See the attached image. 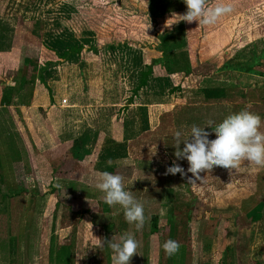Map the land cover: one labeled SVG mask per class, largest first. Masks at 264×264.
Returning a JSON list of instances; mask_svg holds the SVG:
<instances>
[{
    "label": "rangeland",
    "instance_id": "rangeland-1",
    "mask_svg": "<svg viewBox=\"0 0 264 264\" xmlns=\"http://www.w3.org/2000/svg\"><path fill=\"white\" fill-rule=\"evenodd\" d=\"M229 1L232 11L222 18L235 16L243 32L252 34L249 41L256 40L247 44L244 38L230 63L237 69L226 73L229 84L235 79L239 86L224 106L255 111L264 131V0ZM169 6L170 0H0V95L12 89L7 110L28 155L25 161L18 139L6 137L11 129L3 131L7 118L0 108V196L18 193L2 204L0 197V214L9 224V264H112L114 253L103 241L118 242L124 234L138 241L130 264H264V217L234 209L255 191L264 195L261 167L245 160L232 171L216 166L201 173L207 179L198 181L200 187L188 184L192 174L186 170L185 177L165 174V147L176 130L163 118L152 129L157 113L171 110V96L185 107L203 102L188 88L170 92L187 75L177 69L136 91L150 65L154 70L168 64L158 47L180 31V17L165 11ZM249 92L257 95L255 105H248ZM140 144L148 149L146 161L162 166L150 172L138 168L132 152L122 156L123 147L137 151ZM107 151L113 152L103 158ZM104 159L115 163L111 169ZM93 166L123 177L125 190L144 208L140 230L126 221L121 206L104 202L99 180L85 182ZM233 171L241 177H230ZM74 192L80 200L72 198ZM69 234L77 237L70 248L63 246L70 244ZM168 239L180 244L172 256L163 249Z\"/></svg>",
    "mask_w": 264,
    "mask_h": 264
},
{
    "label": "crops",
    "instance_id": "crops-1",
    "mask_svg": "<svg viewBox=\"0 0 264 264\" xmlns=\"http://www.w3.org/2000/svg\"><path fill=\"white\" fill-rule=\"evenodd\" d=\"M218 4H225V5L230 4L232 8L234 5L232 1L226 3L225 0H207V5L210 7H215ZM167 10H170L171 12L176 13L177 15H183L186 12V5L183 3V0H170V6L166 8L165 11ZM222 17L223 15L219 17L217 22L213 25L198 24L197 21H193L191 23L185 21H179L180 23L177 24L179 26L178 30H180L179 33L175 35L174 33H172L171 35H169L170 37L167 36L162 40L161 51L163 54L168 55L167 56L168 64L167 65L156 64L158 65L157 67L159 68L158 69L154 68V70H151L150 73L151 76H149L148 79L155 80L157 82L160 79L167 80V77L163 72L164 71L172 72V70L174 69H177V71L179 70L180 71L179 73L185 72L187 73L186 75L187 77L184 76L183 79L184 82L182 81V86L180 85L179 87L180 83L172 84L170 92L175 94L174 93L175 90L179 91L181 89L188 88L189 90L188 94H192L191 96H194L195 98H199L200 100H203V102H200V104H202L200 106L185 107L184 105L178 104L179 99L171 96L172 103H170L169 105L171 107L170 108L171 110L165 111L163 113L161 112L157 113L158 114L157 119H159V122L156 121L152 129L154 128L156 129V127L160 125L161 118L165 120L166 119L170 120L171 130L173 131L174 128L176 131L181 130L183 132V135L181 136L180 139L183 140L186 139L190 134V128L192 125L206 127L208 128L209 131H211L214 125L222 121L227 115L235 112H239L240 110L243 109V108H239L240 110H236L234 108L233 110L231 109V111H228L224 106L225 105L224 102L227 99L232 100L234 98L233 94L236 92V89L239 86L238 82L237 84L236 81L234 82L235 79H233L232 81L234 85L229 84L228 81L229 76L226 73H232L237 69L234 67L235 65L232 67L230 63L231 61H233V58L236 55V53H238L241 50V41L244 38L248 37L249 39H244V40L247 41L246 42L247 44L248 43L250 44L254 42V40H256V37L254 36L253 41H249L252 37V34L248 35L249 32L248 33L243 32L242 28L240 27L241 23H239L240 21L237 22L234 19L235 16H233V18H228V20L226 17L225 19H223ZM263 22L264 20L261 23L263 24ZM181 23H184L185 31L183 32L181 30V26L179 25ZM251 26H253L252 31L258 33L257 30L259 25L256 23V21L251 20ZM205 73L207 74L205 75ZM209 73H211V75ZM213 73H225L226 77L223 76L221 78L220 77L215 78V76L212 75ZM146 89H147V85H146ZM184 93L186 92L184 91ZM248 94H249L247 96L249 100L248 105L249 106H252L253 104L255 105L256 103L254 99H256L257 95H255L254 92L253 93L249 92ZM146 106L151 107V105H146ZM155 106H160V102L158 103V105ZM151 108H148V111L150 110L151 114L155 113V110H152ZM249 111L255 113V111H252L251 109H249ZM164 113L165 115H163ZM150 117L151 116H149V119ZM153 118L156 119L155 117ZM182 127H184L185 131L182 129ZM143 134H146V132H144ZM215 136L216 133L210 132V138H215ZM168 145L169 146L165 147L166 148L165 153L169 157V166H171L173 162H176L180 164V166H182L187 172V168L189 167L188 162L186 160H177L174 155L176 151L175 135H172L169 138ZM180 147L183 148V144H181ZM121 150H122L121 151L122 156L124 158L130 156V152L135 154V156L136 155L138 156L137 157L138 168L139 167L142 168L143 166H145V168L149 169V171L151 172L154 170L157 164H159V166H162V164L160 163H150V161H146L147 158L145 156H147L148 149L145 144L143 145L140 144L137 151H135L134 149H130L129 147H127L126 150L123 147ZM112 152L111 151L103 152L101 156L103 158L108 157L112 154ZM140 154L144 158L140 157L139 156ZM133 158L135 157L133 156ZM102 163L106 165L107 169H111L112 167L110 166L115 164V163H109V161L107 162L106 159H104ZM249 167H251V163H249ZM261 170L263 172L264 167H261ZM101 172L103 171H96L95 167L93 166V170L87 172L88 174H86V176L84 177L85 182H90V183L97 182L99 179H97L93 175L99 176V173ZM232 173L233 174H231L230 177L233 178H238L241 177L242 175V174L236 175L235 171H233ZM246 176L251 177V174L249 175L245 174V178H247ZM258 176H260L259 178L264 179L263 174ZM258 176L255 175V182L257 181ZM159 190L163 192L164 188ZM73 191L74 190H72V192ZM177 192L175 189L172 190L171 192L172 199L176 200L178 198ZM255 193H256L255 197L254 194L252 195L250 194L246 196L243 199V201H238L237 203L238 205L234 207V209L241 210V212L245 217H251L254 219V215L257 216L258 214L264 217V195L263 194L258 195L257 191H255ZM72 195L74 196L72 198L80 200V197L77 195V193L74 192ZM229 198H233V196H229ZM238 199L239 197L237 198V200ZM96 209L94 208L95 212ZM90 211L92 210L90 209ZM93 228L97 229L96 227ZM69 235H70L69 237L70 244L63 246H68L70 248L73 247V244L75 243L77 237L75 236L72 238L71 234ZM64 242L66 243L67 240H64ZM61 249L64 250L67 248L63 247ZM254 264H257V262Z\"/></svg>",
    "mask_w": 264,
    "mask_h": 264
},
{
    "label": "clouds",
    "instance_id": "clouds-1",
    "mask_svg": "<svg viewBox=\"0 0 264 264\" xmlns=\"http://www.w3.org/2000/svg\"><path fill=\"white\" fill-rule=\"evenodd\" d=\"M186 12L183 15L173 13L180 17V21L198 24L213 25L218 18L232 11L230 4H218L215 7L207 5V0H183ZM262 118L259 114L242 109L227 115L222 121L216 123L211 131L206 127L192 125L190 134L181 140L183 132H175L177 160H186L189 167L188 184L200 187L198 181L203 183L207 178L201 175L204 170L221 166L226 169H235L242 160L259 167H264V131H261ZM210 132L216 133L210 138ZM183 144V148L180 145ZM179 173L186 176L185 169L180 164H173L166 169L165 174ZM123 177L118 173L103 171L99 173V182L96 187L104 193V202L109 205H119L124 210V217L129 224H134L140 230L145 221L143 205L138 202L132 193L123 187ZM114 255L112 264H130L133 255L137 254L138 241L132 234L121 235L118 242L113 239L103 241ZM164 251L172 256L180 249L178 241L168 239L163 244Z\"/></svg>",
    "mask_w": 264,
    "mask_h": 264
},
{
    "label": "trees",
    "instance_id": "trees-1",
    "mask_svg": "<svg viewBox=\"0 0 264 264\" xmlns=\"http://www.w3.org/2000/svg\"><path fill=\"white\" fill-rule=\"evenodd\" d=\"M164 34H166V31L164 33H162L160 35V37L164 36ZM158 48H159L158 50L161 51L160 45ZM80 50L81 49L75 50V54L80 53ZM66 56H68V55H66ZM151 68H152V66L150 65V67H148V70L143 73L141 82H140L139 86L137 87L136 91H138L141 88H144L146 86V84L148 82V78H149L151 70H152ZM43 84L45 85V83H43ZM0 96H1L0 97V108H1V110H3V113L5 114V116L7 118V122L3 123L2 129H3V131L5 130L4 131L5 133L7 132L6 130L11 129V131L6 133V137L12 136V137H14V138L16 137L18 139L19 144H20L19 149L21 151V155L23 156V159L25 161H27L28 155H27L26 149L24 147L23 142L20 140L21 139L20 134L17 131L14 120L11 117V115L8 113V110H7V108L12 105V89H10L9 91H2ZM22 106H28V104L22 103ZM10 145L13 146V142H11ZM17 196H18V193L13 194V196H9L7 193L1 194V196H0L1 197V204L4 203L6 201V199H8L10 197H17ZM7 221H8L7 215L0 214V264H9L10 262H12V261H10V246H9L10 245V235H9V224L7 223ZM153 224H154V226L156 225L155 217H153ZM13 244H15V243H13ZM15 246H17V244Z\"/></svg>",
    "mask_w": 264,
    "mask_h": 264
}]
</instances>
